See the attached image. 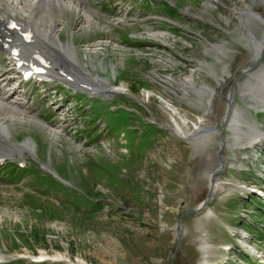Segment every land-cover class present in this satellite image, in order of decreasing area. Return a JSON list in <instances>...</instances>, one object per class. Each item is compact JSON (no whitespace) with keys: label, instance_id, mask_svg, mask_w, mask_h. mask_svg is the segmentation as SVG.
Listing matches in <instances>:
<instances>
[{"label":"rangeland","instance_id":"374dc122","mask_svg":"<svg viewBox=\"0 0 264 264\" xmlns=\"http://www.w3.org/2000/svg\"><path fill=\"white\" fill-rule=\"evenodd\" d=\"M90 1L100 13L85 9L87 0L80 3L95 18L92 29L76 31L77 15L65 9L58 20L66 24L54 37L76 46L82 68L132 96H101V101L77 94V100L91 105L87 127L104 118L112 134L110 146L94 151H82L62 137L52 143L50 133L37 123L11 127L13 143L39 142L38 162L29 165L31 156L17 153L12 161H24L22 166L33 167L36 175L18 173L10 179L4 176L7 171L0 172V259L20 255L57 257L70 264H264V198L249 195L246 187H264V150L256 153L257 144L238 146L233 130L241 129L246 143L245 132L264 128V106L244 94L250 88L247 82H260L245 79L256 56L237 15L253 11L264 19V0H171L177 3L175 12L167 3L162 7L147 0ZM17 17L29 25L25 13ZM250 18L254 36L264 40V24ZM156 30L167 35L150 34ZM129 38L137 40L131 43L133 49L121 46ZM261 58V70L252 76L264 73V54ZM231 88L237 108L220 150L219 130ZM114 105L132 112H119L124 114L119 120L110 114ZM44 113L41 109L40 116L48 119ZM174 113L185 134L213 128L218 132L184 141L168 130L177 129ZM146 120L159 127L145 126ZM122 133L124 138L119 137ZM218 154L225 167L217 182L232 185H223L201 214L182 217L183 244L176 250L177 220L205 201L209 177L219 167ZM54 173L71 190L64 193L62 183L44 179ZM84 197L99 206L80 199ZM245 228L261 255L253 263L233 237L246 245L243 250L254 253L252 241L238 240ZM225 247L231 250L225 252Z\"/></svg>","mask_w":264,"mask_h":264},{"label":"bare ground","instance_id":"6f19581e","mask_svg":"<svg viewBox=\"0 0 264 264\" xmlns=\"http://www.w3.org/2000/svg\"><path fill=\"white\" fill-rule=\"evenodd\" d=\"M80 1L81 0H0V28L3 29V25L8 24L7 22L11 19L18 20V22L21 24V26L26 31H30L31 33L33 31L35 34V37L40 38V40L48 38L53 43H55L56 45L62 46L66 50V52L73 58V61H75V65L69 66L70 64H68L67 67H69L71 74L76 76L80 81L92 84L93 86H95L97 88H102V89L113 88L115 91L125 93L126 90L123 87H121V86L118 88L113 87L114 86L113 84L110 85L105 81H101L99 78L94 77L97 75L93 76L85 68H82L80 63L78 62L79 58L81 59V57H80L79 52H78V56H77V53L75 51V49L77 50L76 46L74 44H68L70 46H68V45L65 46L57 38L54 37V36H56V34H55L56 29L59 28L61 30V29H63L64 25L66 24V21H64V19L58 20V15H60L63 12V10H65V9L73 10L74 13H76L77 21H78V23H80L78 25V27L76 28V31H78V32L81 31V33H82L83 29H86L85 31H87V30L89 31L90 29H92V23L95 21V18L91 17L90 15H88L85 12L86 10H84L81 7ZM215 2L217 3V0ZM96 12H97V14L99 13V11H96ZM19 13L20 14L25 13L26 17H28V19H29V22H30L29 25L24 24L23 22H21L18 19L17 15ZM237 15L239 17L240 25L242 24L244 32H246V34H247L248 40L251 42V44L254 47V53L256 56L254 62H257L261 58V56H263V54H264V50H263L264 40L259 41L254 36V33L252 32V29H251V24H250L251 21L250 20H252V19L250 18V16L260 20L263 24H264V19L259 14L254 13L253 11H248V12L243 11L242 13H239ZM37 17H40L39 18L40 21H38L39 24L36 22ZM104 18H105L104 16L99 15V19H104ZM84 19H85V24L87 26H83V25L80 26L81 24H84V21H83ZM154 34H159V35L166 34L167 35L166 31L161 32V33H154ZM156 36H158V35H156ZM9 37L12 39L11 40L12 44L15 46H18L17 38L13 34H9ZM65 43H68V42H65ZM90 47H93V46L90 45ZM21 50L25 54L26 50H24V49H21ZM87 53H88V51H87ZM92 55H93V53H92ZM40 76L41 77H48L47 74L46 75H40ZM252 77L255 78L260 83H254L251 85L252 81L247 82V84H248L247 87H250V88L248 90L246 89L244 91V94L248 97H249V95L252 96V100H256L259 105L264 106V73H260V71H259V72H257V74H253ZM222 82H224V81H222ZM249 85H251V86H249ZM126 93H128V92H126ZM235 94L236 93L234 92V88H232L231 92L228 95V102L232 101V99H233V103H232L233 105L227 106L229 116L226 115V120H225L226 122L223 126V128L225 130H227L226 126L229 124L228 121L231 120V118L234 115L236 108H237V106L234 105ZM213 96L214 95L212 94V98H213ZM212 98H210V100L208 101V105L212 104ZM229 109H231V111ZM257 110H260V109H257ZM0 114L2 115V117L0 118V137L6 136V138H7V139L0 138V159H3L6 156L14 154V151L11 150L9 147L7 148L6 147L7 145H5V140L10 142L9 138L11 137V134L13 131L11 127L15 128L14 126L22 125V124H26V125L29 124L30 125V123H37V125L42 124L44 126V124L39 121L40 119H38L33 114H30L15 99H13L11 101H7L4 98L2 99L0 97ZM176 115L177 114L174 113L173 115H171V117H172L174 123L177 125V129H173V128L168 127V130L171 131L176 137L181 138L182 140L187 141V142H195L198 139H202L203 134H206L207 130H200V131L193 130L192 134H189V133L185 134L184 132H182L183 122L181 121L182 122L181 123L180 120L178 122L177 121L178 118L176 117ZM206 115H207V113L204 114V116H206ZM200 122H202V121H200ZM232 124H234V123H230V125H232ZM237 126H239V125H237ZM224 129H223V136H224ZM233 130L235 131V133L237 135L238 146L242 147L243 149H245L246 146L251 147V146H254V145H256V144H258L264 140L260 130L253 129V133H251V130L249 129L250 132H245V134L249 138V141L244 143L242 138H241V136H243V134H242L243 132L240 131L241 129L237 128V129H233ZM200 132H201V135L198 136L197 134H199ZM217 132H218V130H217ZM49 133H50V135H48V136H50L52 143L57 142V140H59L61 138L60 136H58L57 134H55L53 132H49ZM187 135H188V137H187ZM36 142L37 143H34L33 141L31 142V141L27 140L23 144L24 146L22 149H26L29 152L31 151L30 153L33 154L34 150L36 151V149H37V145H39V142L38 141H36ZM226 142L227 141L225 138L223 146H226ZM30 144L32 146H30ZM249 147H247V148H249ZM243 151H245V150H243ZM219 183H221V182H217V184H215L214 188L212 189L213 192L219 191L222 189V187H224L222 184H219ZM223 184L232 185V183H228V182H223ZM226 228L230 229L231 227L226 226ZM244 238H246V236H244ZM226 248H228L230 250L229 247L222 248V250L225 252L229 251L228 249L225 250ZM34 258H40V257H34ZM53 259H60V258L55 257Z\"/></svg>","mask_w":264,"mask_h":264},{"label":"water","instance_id":"95a60500","mask_svg":"<svg viewBox=\"0 0 264 264\" xmlns=\"http://www.w3.org/2000/svg\"><path fill=\"white\" fill-rule=\"evenodd\" d=\"M264 47V46H263ZM264 50V48H263ZM254 58V57H253ZM261 58L257 61V62H254V65L253 67L251 68H248V70H246L244 72L245 75L249 74L250 72H253L256 67L258 66L259 62H260ZM232 89V88H231ZM233 99L232 101H229L227 100V105H233ZM231 111V109H229ZM230 114V113H229ZM226 115H228V108H227V111H226V114H225V118H223V121H222V125H221V128L219 130V134L221 135V142H220V150L224 148L223 144H224V141H225V138L223 136V126L225 124V120H226ZM229 116V115H228ZM228 118V117H227ZM213 128L212 129H209L207 130V132H217V129ZM203 132V131H202ZM201 134V132H200ZM218 157V160H219V167L218 169L212 173L209 177V192L207 194V197L205 199V201L197 208V209H194V210H187L182 216H180L177 220V223H176V226L174 228V231H175V234L177 236V239H178V244L176 246V250H178L182 244H183V235H184V229H183V224H182V217L184 216H190V215H199L201 214L204 209L206 208L207 204L211 201V199L214 197V194H216V192H213L212 189L214 188L215 184H217V179H216V176L217 175H220V173L222 172V170L224 169L225 167V162L223 161L222 157L218 154L217 155ZM220 184V183H219Z\"/></svg>","mask_w":264,"mask_h":264},{"label":"trees","instance_id":"16d2710c","mask_svg":"<svg viewBox=\"0 0 264 264\" xmlns=\"http://www.w3.org/2000/svg\"><path fill=\"white\" fill-rule=\"evenodd\" d=\"M27 175H29V176H35V174H33L30 170H27ZM80 199H82V200H84V201H86L87 203H89L90 205H92V206H99V203H92L91 201H89L86 197H84V198H80Z\"/></svg>","mask_w":264,"mask_h":264}]
</instances>
